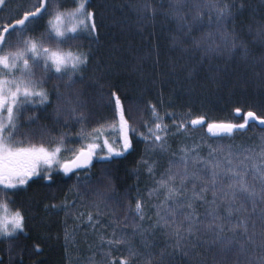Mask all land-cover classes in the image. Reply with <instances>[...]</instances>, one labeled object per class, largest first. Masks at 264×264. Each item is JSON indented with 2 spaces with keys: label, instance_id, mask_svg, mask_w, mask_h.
Listing matches in <instances>:
<instances>
[{
  "label": "snow or ice",
  "instance_id": "obj_1",
  "mask_svg": "<svg viewBox=\"0 0 264 264\" xmlns=\"http://www.w3.org/2000/svg\"><path fill=\"white\" fill-rule=\"evenodd\" d=\"M126 7L138 28L155 27L159 19L166 29L179 54L169 71L183 73L177 84L186 93L202 72L218 84L221 64L214 61L220 60L225 68L246 65L264 85V0L258 7L249 0H128ZM0 9L7 13L0 17V240L28 234L29 218L12 198L36 181L51 186L59 173L75 175L78 195L82 188L92 197L95 214L81 212L77 219L86 216L95 231L104 208L112 206L115 216L121 203L107 165L142 142L136 175L143 169L151 183L144 191L137 185L134 207L129 203L117 227L97 233L87 264H209L207 253L212 264H264V97L255 108L235 106L232 120L207 123L190 108L177 112L163 93L141 106L112 83L106 74L111 65L95 59L91 45L100 39V12L94 0H0ZM246 12L247 33L239 23ZM155 52L159 63L158 46ZM93 63L99 75L86 80ZM97 105L111 115L97 118ZM204 126L217 138L206 155L193 142L171 152L166 163L152 159L169 152L170 136ZM255 128L259 144L223 143ZM94 161L104 162L95 178ZM43 207L46 214L59 209L68 215L76 204L66 197ZM69 238L66 229V243ZM34 251H41L38 243Z\"/></svg>",
  "mask_w": 264,
  "mask_h": 264
},
{
  "label": "trees",
  "instance_id": "obj_2",
  "mask_svg": "<svg viewBox=\"0 0 264 264\" xmlns=\"http://www.w3.org/2000/svg\"><path fill=\"white\" fill-rule=\"evenodd\" d=\"M31 2L34 3L35 0ZM249 2L253 7H258L262 0H249ZM94 3L100 12V39L91 47L96 60L102 65H111L106 74L112 83L121 89V95L126 99L135 100L141 106H145L148 102H157L163 93L165 103L172 101L177 112H187L190 108L193 116L204 115L207 123L232 120L235 106L255 108L264 97V85L260 77L249 67L242 63L230 62L225 68L222 60L214 61L221 64L220 75L216 77L218 84L202 72L192 85L195 90L190 94L186 93L177 84V76H182L183 73L173 74L169 71L172 60L179 54L171 50L167 31L161 27L159 19L155 27L149 24L138 28L134 24L135 14L126 7L128 0H94ZM6 14L5 10L0 9V17ZM12 14L15 15L14 12ZM250 20L249 12L240 17L239 23L245 33ZM157 46L159 63H156ZM87 47L85 42V48ZM259 51L258 45H252L253 55L258 57ZM94 67L95 63L85 73L86 80L99 75L93 72ZM53 86L54 82L47 84L50 91ZM103 91L107 93L108 89L105 88ZM104 103H107L106 98ZM96 111L97 118L111 115L110 109L100 105L96 106ZM78 130L79 126L71 130L72 139H76L75 132ZM64 131L69 130L64 129ZM260 136V129L255 128L243 135H237L232 141L224 140L223 143H232L234 146L255 145L259 144ZM168 142L169 152L162 156L157 152L152 159L160 157L161 162L166 163L171 152H179L184 145L191 147L193 142L201 144L202 152L206 155L208 144L214 145L217 138L208 136L204 126L189 131L186 135L170 136ZM144 155L145 144L137 142L134 152L127 154L126 158H117L115 163L107 165L113 177L114 198L121 203L115 211V216L112 206L104 208V214L99 217L100 223L96 225L95 231L88 226L86 216L83 220L77 219V215L81 212L91 211L95 214V211L90 195L85 194L82 188L78 195V190L74 187L75 175L64 176L63 173H59L60 178L51 186H48L47 182L36 181L26 191L19 192L12 199L29 218L28 234L12 241L0 240V264H87L88 258L93 256L99 243L97 233H110L117 227L114 221L122 220L129 203L134 207L137 185L141 191H144L151 183L147 179V172L143 169L140 170L139 179L136 175L137 161ZM94 163L96 167L91 169V175L95 178L100 176L104 162L94 161ZM125 194L128 199H121ZM66 197L69 204L73 202L76 204L68 215L59 209L51 210V214L45 213L43 207L45 203H60ZM120 227L122 228L123 225L121 224ZM66 229L70 234L67 243ZM125 231L130 232L131 229ZM37 243L41 247L39 253L34 251V245ZM207 257L209 264H212V253H207ZM96 258L99 259V256L97 255Z\"/></svg>",
  "mask_w": 264,
  "mask_h": 264
},
{
  "label": "water",
  "instance_id": "obj_3",
  "mask_svg": "<svg viewBox=\"0 0 264 264\" xmlns=\"http://www.w3.org/2000/svg\"><path fill=\"white\" fill-rule=\"evenodd\" d=\"M207 134H208V136H210L211 137V135L207 132ZM211 138H215V137H211Z\"/></svg>",
  "mask_w": 264,
  "mask_h": 264
},
{
  "label": "rangeland",
  "instance_id": "obj_4",
  "mask_svg": "<svg viewBox=\"0 0 264 264\" xmlns=\"http://www.w3.org/2000/svg\"><path fill=\"white\" fill-rule=\"evenodd\" d=\"M205 128H206V131H207V127L205 126Z\"/></svg>",
  "mask_w": 264,
  "mask_h": 264
}]
</instances>
